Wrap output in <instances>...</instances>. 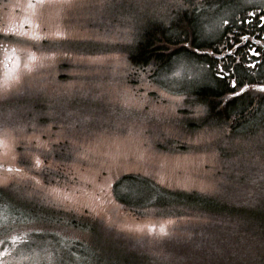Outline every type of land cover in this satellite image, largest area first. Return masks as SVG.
Listing matches in <instances>:
<instances>
[{"label": "rangeland", "instance_id": "1", "mask_svg": "<svg viewBox=\"0 0 264 264\" xmlns=\"http://www.w3.org/2000/svg\"><path fill=\"white\" fill-rule=\"evenodd\" d=\"M251 3L264 7V0ZM200 4L198 34L221 36L229 9L212 11L202 0H0V40L17 57L0 78V253H8L0 264H120L115 237L187 238L210 222L200 215L137 217L113 195L124 176L210 194L231 190L229 176L240 168L264 171V110L236 135L228 126H199L204 110L192 92L215 84L206 62L179 56L160 71L127 64L139 22L169 24ZM116 11L122 19L118 14L108 26L109 12ZM86 40L119 46L91 56L66 45ZM36 105L40 119L27 120ZM55 145L72 156L53 159ZM45 166L61 174L44 181L38 171ZM169 236L163 254L174 264L215 263L213 250H178L179 241Z\"/></svg>", "mask_w": 264, "mask_h": 264}, {"label": "trees", "instance_id": "2", "mask_svg": "<svg viewBox=\"0 0 264 264\" xmlns=\"http://www.w3.org/2000/svg\"><path fill=\"white\" fill-rule=\"evenodd\" d=\"M116 12L117 14L109 12L108 26L119 20L117 16L120 13ZM120 17L122 19V14ZM194 19L195 14L189 9L173 15L169 24L156 19H144L142 23L139 22L137 27H133L132 45L126 47L128 66L133 70L150 68L160 71L179 56L201 63L212 62L211 57L201 53L207 47L199 41L196 30L188 31L182 25ZM66 45L77 55L91 56L100 51H117L119 46L112 42L101 44L89 40L68 42ZM54 46L51 43V47ZM122 47L121 45V50ZM251 90L234 96V90H230L228 84L215 80L213 86H202L193 91V102L204 110L199 126H228L231 134L236 135L242 127L259 119L261 111L264 110V93L257 96L255 91ZM45 109L50 107L44 106L43 110ZM41 111V107L36 105L31 112L34 114L26 117L27 120L40 119ZM23 118L18 116L15 119ZM41 123L46 124L45 119H42ZM49 154L61 162H66L72 156V152L61 145H55ZM44 160L48 162L47 159ZM61 171H52L50 166H45L38 174L47 181L48 174H61ZM263 172L253 166L250 169L240 168V172L229 176L231 190L210 194L171 189L161 186L151 178L129 175L114 185L113 195L125 210L133 212L137 217L200 215L210 220L206 225L195 226L190 237L168 235L169 240L179 241L178 248L182 249L178 250L207 247L218 255L217 257L213 254L214 264H264ZM133 183L140 192L134 191L133 185L130 187ZM168 236L154 239L146 237L143 241L136 242L115 237L112 246L123 253L120 264H174L169 253L163 254L168 251V246L164 244V239Z\"/></svg>", "mask_w": 264, "mask_h": 264}, {"label": "flooded vegetation", "instance_id": "3", "mask_svg": "<svg viewBox=\"0 0 264 264\" xmlns=\"http://www.w3.org/2000/svg\"><path fill=\"white\" fill-rule=\"evenodd\" d=\"M251 1L202 0L212 11L229 9V16L223 21L221 36L207 39L196 34L199 41L207 47L201 53L212 59V62H206V64L215 80L229 86L232 81H235L237 90L241 85L264 83V19H261L264 17V7ZM201 6L205 5L200 4L191 8L196 19L182 24L188 31L195 29L198 33L199 28L202 27V23L198 22L202 20V14H204ZM192 42L191 40L190 43ZM9 48L7 43L0 40V78L5 74V68L12 69L16 63L17 57L14 56V50ZM250 89L251 87L246 91ZM230 90L234 89L230 86Z\"/></svg>", "mask_w": 264, "mask_h": 264}, {"label": "snow or ice", "instance_id": "4", "mask_svg": "<svg viewBox=\"0 0 264 264\" xmlns=\"http://www.w3.org/2000/svg\"><path fill=\"white\" fill-rule=\"evenodd\" d=\"M261 19H264V17H261ZM225 23H227V21H225ZM28 58L30 60H34L35 59V56L33 54L29 53L28 54ZM250 67H255V65H250ZM230 86H231L232 89L235 90L233 92V95L234 96L240 95L241 93H243L244 91H246L247 88H249V87H251L254 91H258L260 93H264V83H253L251 85H241L240 88L237 90L236 82L235 81H232ZM40 163H41V161L39 159H37L35 161V166L38 167L40 165ZM7 171L8 172H12L13 169L12 168H8ZM15 171L16 172H20V169L17 168V169H15ZM37 183H39V182L37 181ZM149 231H154V229L150 228ZM160 235L161 236L167 235V232H166V230H165L164 227H161L160 228ZM16 242H17V238L16 237H12L11 243L12 244H15ZM3 243H5V241L0 240V244H3ZM7 254L8 253H7V249L6 248H5V250H4L3 253H0V255H7Z\"/></svg>", "mask_w": 264, "mask_h": 264}]
</instances>
